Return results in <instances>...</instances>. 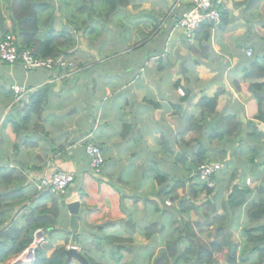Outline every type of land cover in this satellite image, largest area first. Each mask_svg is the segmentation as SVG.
Segmentation results:
<instances>
[{
  "label": "crops",
  "instance_id": "1",
  "mask_svg": "<svg viewBox=\"0 0 264 264\" xmlns=\"http://www.w3.org/2000/svg\"><path fill=\"white\" fill-rule=\"evenodd\" d=\"M127 4L129 13L136 16L133 18L150 32L135 49L101 54V44L97 52L89 48L87 54H80L86 39L76 38L71 59L77 67L70 71L28 73L20 66L0 62V169L18 170L21 178L18 183L0 184V196L18 193L0 202V211L8 209L0 217V248L5 245L4 237L9 240L13 231L25 226L28 215L38 210L46 211L41 219L48 215L49 228L39 229L41 233L33 242L35 252L44 246L45 256L50 257L65 240L68 248L76 246L72 241L76 235L80 244L96 249L87 253L95 264H152L164 251L167 238L178 236L176 228L186 221L176 204L164 206L158 195L160 187L153 180L157 172L183 176V165L177 163L179 155H190L198 143L205 144L211 154L224 141L221 149L227 150V155L220 160L223 154H213L214 163L222 168L213 177L215 187L208 188L214 190L211 200L219 201L216 214L232 186L243 185V175L252 179L251 187L264 180V156L260 157L264 147L258 155L252 154L255 161L249 159V167H254L258 175L255 182L251 173L242 171L246 166L235 159V148L230 152L233 136L220 140L212 139L203 130L199 134L184 130L191 117L199 119L203 129H217L220 118L234 115L243 124V132L235 133V143L238 137L241 143L264 141V123L255 120L259 110L264 112V0H223L220 10L227 13V22L212 27L202 45L199 39L188 41L177 25L178 18L191 8V0H141L134 7L128 1ZM175 5L176 14L166 21V33L158 38V27L151 29L162 23ZM145 12L152 15L155 26L144 25ZM1 15L5 27L0 29L11 33L9 13L2 9ZM55 18L60 20L61 16L56 13L51 22L54 34L72 32V25H61ZM115 18L108 17L106 25ZM248 50L252 57L246 56ZM58 78L64 81L58 84ZM18 86L31 91L29 97L44 87L49 89L46 104L38 109L28 129L21 126L27 104L16 103L11 91ZM178 89L184 91V97L177 93ZM215 97V113H201L200 101ZM248 122L255 126V134L246 130ZM89 143L99 147L105 158L99 179L92 176L85 154ZM58 171L74 175L71 187L63 195L38 194L39 180ZM231 175L235 177L231 179ZM168 186L172 187L173 181ZM85 187L90 189L86 195ZM186 187L176 194L183 197L180 195L188 193ZM252 191L253 194L255 190ZM206 198L202 193L198 201L203 203ZM70 200L80 202L78 234L70 228ZM246 209L241 207L231 220L233 229H240L239 242L235 244L238 252L245 246L241 234L247 226ZM148 229L150 237L146 236ZM206 229L198 230L201 237L195 233L199 242H217L215 235L211 242L205 241ZM83 239L92 242L85 243ZM136 254L139 260L127 257ZM14 259L0 264H11Z\"/></svg>",
  "mask_w": 264,
  "mask_h": 264
},
{
  "label": "trees",
  "instance_id": "2",
  "mask_svg": "<svg viewBox=\"0 0 264 264\" xmlns=\"http://www.w3.org/2000/svg\"><path fill=\"white\" fill-rule=\"evenodd\" d=\"M49 0H0V28L5 27V19L1 15L2 9L9 13V19L13 23L11 34L14 35L18 40L17 46L21 50H29L36 58L40 59H52L57 60L62 58L64 63L63 66L54 68L49 72H60L61 70L70 71L71 68L68 64H74L71 60L72 52L77 47L76 38H85L94 35L97 36L101 33L98 28H103L106 24L108 17H114L119 11L121 6L127 7V0H77L76 2L80 5L77 12L83 14L89 12L88 16L80 21H74L70 19V16L66 17L68 21L72 23V32L68 30H62L58 34H54L51 22L54 19L52 12V6L48 3ZM105 9V10H104ZM79 15V14H78ZM227 13L221 11L220 23L226 24ZM98 18L99 24L95 21ZM115 18V17H114ZM111 25H114L115 22ZM215 24L212 22L203 23L194 33L195 40L199 39V45L203 41L208 40V32L214 27ZM0 29V30H1ZM41 29L43 31H41ZM155 28H152L153 31ZM2 34L5 35L8 31L1 30ZM46 31V32H45ZM44 37L41 34H44ZM150 34V32H148ZM147 34V37L148 35ZM146 37V38H147ZM148 39V38H147ZM144 40L143 43L147 41ZM202 45V44H201ZM76 66V65H75ZM77 67V66H76ZM47 71V70H45ZM63 72V73H64ZM64 81V80H63ZM49 89L44 87L37 91V93L31 98L29 104H27L25 111L22 112L23 119L21 120V126L26 125L27 129L33 120V116L37 114L38 109H41L43 105L46 104L47 95ZM217 104V97L208 99L204 98L200 101L199 110L204 115L210 116L215 113V108ZM255 120L264 123V112L258 111ZM218 128L214 129L205 127L203 129L202 122L195 117H191L185 127V133L190 131L199 134L203 131L207 132L212 139H227L231 138L232 141L229 142L231 147L235 143V133L241 134L243 132V124L238 121L234 115H227L219 119L217 124ZM246 130L251 132V134L256 133V128L252 122H248ZM16 133L18 131H15ZM200 142V139L197 140ZM242 142V138H237L238 144ZM34 145L33 143H29ZM224 146V141H223ZM220 144V145H222ZM205 144H196V149L190 152V155H179L177 157V163L183 165L184 170H190L191 173L197 175V180L199 183L192 182L189 180L185 174L180 180L179 176H170L168 174L157 172L153 176V180L160 187L159 198L161 202L170 201L172 205L176 204L179 209L181 216L186 218H191L190 215L198 216L200 218L204 217L206 226H214L219 222V227L216 230L215 238L217 242L215 243H205L199 242V238L196 234L185 227L183 231H180L179 235L173 239H170L162 251L155 258L152 264H219L216 261L215 255L223 253L226 251L225 261L223 264H242L244 259H251L252 264H264V180L262 182L258 181V175H253V179L257 182L253 187L246 186V179L243 175L242 186L233 185L229 191L226 199L221 203V209L226 212L225 214L235 215L239 212L241 207L247 206L246 217L247 226L242 229V239L244 243V249L242 252H238L237 246L231 241L230 236L226 230V227L222 225L225 222V216L216 214L217 208L213 200L207 199L206 201H198L199 195L205 193L207 198L211 197L214 190L206 188L205 184L198 178L197 171L200 166L205 165V163H214L213 154H223L220 160L225 157L227 150L217 149L213 153L206 151ZM241 150V148H240ZM232 150H230L231 152ZM252 154L258 155V152L251 149ZM243 157L250 156L251 160L252 154L249 152L242 153ZM225 159V158H224ZM222 165V164H221ZM18 171V170H16ZM14 169L3 168L0 169V184L8 183H18L21 178L19 173H16ZM191 176H189L190 178ZM235 177L231 175V179ZM214 183L216 179L212 177ZM173 181V186L169 187L168 183ZM188 184V188L186 184ZM188 189V193L179 197L176 191L179 189ZM255 192L252 194V190ZM18 193H14L11 196H0V202L8 197H15ZM211 201V202H210ZM205 206L212 211L215 216H207L205 211ZM166 207V206H165ZM203 207V208H202ZM204 210V211H202ZM8 209H3L0 211V217H4ZM43 212L34 210L29 215L25 226L22 229L13 231L11 237L8 240L5 236V245L0 248V263H4L12 258H17L20 256L29 246L32 244L34 239V234L37 230L41 229L43 231L48 230L47 226L48 215L41 219ZM203 213V214H202ZM8 217V215H7ZM6 217V218H7ZM156 227L157 231H162L163 228H158L157 225H152ZM182 226V225H181ZM201 227V226H198ZM103 229L100 228V231ZM156 232H152L155 234ZM150 229H148L146 236L150 237ZM7 241V242H6ZM73 242L76 243V247L79 248L81 253L86 257L89 264H95L94 260L87 255L90 251V245L80 244L78 242V236L74 235ZM68 241L59 247H56L50 257L45 256L46 247L40 246L35 252V262L34 264H65L66 255L65 250L67 249ZM87 250V253L84 252Z\"/></svg>",
  "mask_w": 264,
  "mask_h": 264
},
{
  "label": "rangeland",
  "instance_id": "3",
  "mask_svg": "<svg viewBox=\"0 0 264 264\" xmlns=\"http://www.w3.org/2000/svg\"><path fill=\"white\" fill-rule=\"evenodd\" d=\"M77 0H49V4H51L52 6V12L49 13H53V15L55 16V14L57 13V15H60L61 18L60 20L55 18V22L61 23V25H64L66 27H69L70 25H72V23L70 21H68V19L66 17L70 16L71 20L74 21H80L81 19H84L85 17L88 16L89 12H85L83 14L77 12V9L80 7L81 4H83L84 2H82L80 5H78V3L76 2ZM89 2V0H87ZM128 2L131 3V6L134 7L137 4H139V2L141 0H127ZM159 1H164V0H159ZM120 8V12H118L114 17H116L114 19L115 25H106L103 28H98L97 30H101V33H99L97 36L92 35L91 37H88L84 42H85V47H80V54H87V51L89 50V48H94L96 50V52L98 51V45H101L99 52L102 54H115V53H120L122 52L125 48L129 47L130 49H135L137 44L141 43V40L147 37L148 31H146L144 28H142L140 26V24L138 23V21L133 18L136 17L134 16V13H129L131 12L127 7L125 8L122 5ZM105 10V9H104ZM79 14V15H78ZM147 16V20H145L144 25L149 28L151 25L155 26V24H153L152 22V15H150L149 13H144ZM176 14V12H175ZM64 17V19L62 18ZM59 20V21H58ZM119 21L118 24L116 23V21ZM95 21H97V23L99 24V19L95 18ZM101 23V22H100ZM167 26V24H166ZM166 26H162L161 23H158L157 26L155 27V29H158L159 32V37L161 38L166 32H165V27ZM67 29V28H65ZM45 34V33H44ZM104 41V43H103ZM157 41H160L157 40ZM143 43V42H142ZM75 65L76 63L74 62V60H71ZM166 85H161L160 87H164ZM257 139V138H256ZM215 148H218V146L216 145V141L213 142ZM223 145V144H222ZM222 145L219 146V150L221 149ZM192 146V144H191ZM196 146V145H194ZM225 146V144H224ZM230 147V146H229ZM264 147V141L262 140H255L252 142H246V143H234L231 147L230 150H233L235 148V151L233 150V153L235 155V159L240 160L241 163L245 164L246 169H241L242 171H244L245 173H251L252 175H255V168H250L249 167V159L250 156H246L243 157L242 153L245 152H249L250 154H252L251 149L253 148V150H255L256 152L261 151L262 148ZM240 148L242 149V151L240 152ZM240 152V153H239ZM259 154V153H258ZM264 156V153L260 155V157ZM256 160V158H254V161ZM233 163L235 164V161H233ZM185 171V176L191 180L192 182H196L199 183L197 180V175H195L194 173H191L190 170H184ZM172 175H176V174H172ZM180 180L182 179V175L178 174ZM189 176H191L189 178ZM199 178V177H198ZM224 183L226 182V180L223 181ZM74 183V182H73ZM72 183V184H73ZM252 179L251 182L248 184V182L246 181V186L251 187L252 186ZM71 184V185H72ZM71 185L69 186V188L71 187ZM90 191V189H87V187H85L83 189L84 194L86 195V193H88ZM90 193V192H89ZM187 193H183V195L181 194L180 196H184ZM225 195V193L223 194V196ZM85 197V196H84ZM201 197V196H200ZM211 197L206 198L203 201H206L207 199L210 200ZM122 201V199H121ZM211 202V201H210ZM211 203H216V206L218 204L219 207V201L218 202H211ZM169 208V207H167ZM203 208V207H202ZM209 208H207L205 206V211L207 213V216H215V214H213L212 211L208 210ZM219 209V208H218ZM204 211V210H202ZM226 212H224L222 209L221 211H219L217 213L218 216L220 215H224L226 217L225 222L222 223V225H224L226 227V230L229 229L230 232V239L231 241L236 244L239 242V238L238 237V231H240V229L235 230L233 229V227L231 226V220H232V216L231 214H225ZM203 214V213H202ZM169 218L167 219V224L169 223ZM164 223V222H162ZM219 222L216 223L214 226H206V222H205V218L202 217H198V216H193L191 215L190 221H188L186 219V221L181 224L182 226L177 227L176 230L183 231L186 228H188L189 230L193 231L194 233H196L199 237H201V234L198 232V230H203L205 228V241L206 242H211L214 238V235L216 233V230L219 227ZM153 225V224H152ZM197 225H202L201 228H197ZM228 232V231H227ZM178 233V232H177ZM203 236V235H202ZM175 237V234H173L172 236H170L169 238H167L166 243ZM83 241L85 243H90L92 242V240L87 241V239H83ZM165 243V244H166ZM96 251V249L92 248L90 249V252H94ZM85 253H87V250H84ZM88 255V254H87ZM225 255H226V251H223V253L215 255L216 261L219 264H223L225 261ZM127 257L131 260L137 259L139 260L138 255H132V256H128ZM245 261H243L244 263L242 264H252L253 261L251 259H244Z\"/></svg>",
  "mask_w": 264,
  "mask_h": 264
},
{
  "label": "built area",
  "instance_id": "4",
  "mask_svg": "<svg viewBox=\"0 0 264 264\" xmlns=\"http://www.w3.org/2000/svg\"><path fill=\"white\" fill-rule=\"evenodd\" d=\"M223 0H191V8L184 12L180 19L178 18V27L183 31L188 41L194 39V33L203 24L212 22L215 25L220 23L221 10ZM178 5L173 6L167 17L162 21L161 25L166 26V21L175 15ZM247 57H252V51L246 52ZM0 61L8 65H20L25 71H40V70H53L54 68L62 67L64 63L62 58L57 60L52 59H40L36 58L31 51L21 50L16 45V40L13 36L7 35L0 42ZM65 65V63H64ZM73 69V64H68ZM16 95L21 96L24 94V89L21 87L13 88ZM178 94L184 96L182 89H178ZM85 154L90 160V171L95 178H101L103 174V167L105 164V158L99 147L93 144H87L85 146ZM219 164H205L199 167L198 176L201 182L205 184L207 188H214L215 183L212 177L217 175L221 171ZM248 184L251 182L246 179ZM74 182V175L58 171L41 178L37 184V191L44 193L49 192L54 196L64 194L69 186ZM165 205L170 207L171 202L165 201Z\"/></svg>",
  "mask_w": 264,
  "mask_h": 264
},
{
  "label": "clouds",
  "instance_id": "5",
  "mask_svg": "<svg viewBox=\"0 0 264 264\" xmlns=\"http://www.w3.org/2000/svg\"><path fill=\"white\" fill-rule=\"evenodd\" d=\"M7 35H10V36H13L14 38H15V40H16V45H17V43H19V40L14 36V35H12L11 33H7V34H5V35H3L2 33H0V42H1V40H3ZM1 62V61H0ZM3 65H7V66H20V65H18V64H15V65H8V64H6V63H3V62H1ZM21 67V66H20ZM22 68V67H21ZM23 69V68H22ZM73 69H76V66H75V64H73ZM24 70V69H23ZM71 70H72V68H71ZM25 71V70H24ZM40 71H45V70H40ZM25 72H27V71H25ZM32 72H38V71H32ZM28 73H30V72H28ZM57 81H58V84H60L61 83V81H63V79L62 78H58L57 79ZM18 87H20V86H18ZM21 88H23V87H21ZM24 89V94H22L21 96H19V94L18 95H16L15 94V92L13 91V89H11V91L13 92V94H14V101L17 103V102H20V101H24L26 104H29V102H30V100H31V98L37 93H34V94H32L30 97H29V95L31 94V91H29V90H27V89H25V88H23ZM184 92V91H183ZM177 93H178V91H177ZM184 96H185V93H184ZM184 96H181V97H184ZM90 144H92V143H90ZM215 164V163H214ZM201 167V166H200ZM198 172V171H197ZM41 180V179H40ZM40 180H39V182H40ZM38 182V183H39ZM245 183H246V181H245ZM36 190H37V185H36ZM67 191V190H66ZM37 193L38 194H40V195H44L45 193H49V192H44V193H41V192H38L37 191ZM61 195H63V194H61ZM49 196H54L53 194H51V193H49ZM166 206V205H165ZM168 207V206H167ZM170 207H172V204H171V206ZM39 233H41L40 232V230H38L36 233H35V236H34V239H33V242H36V239H35V237H37L38 235H39ZM33 242H32V244L29 246V248L28 249H26L20 256H18L17 258H15L14 259V262H12L11 264H14L15 262H17V261H22L23 263L22 264H34V262H35V249H36V245L35 244H33ZM34 245H35V247H34ZM69 248H75V249H77L79 252H80V250H79V248L78 247H76V246H70ZM68 248V246H67V249H69ZM66 249V250H67ZM81 253V252H80ZM82 254V253H81Z\"/></svg>",
  "mask_w": 264,
  "mask_h": 264
},
{
  "label": "water",
  "instance_id": "6",
  "mask_svg": "<svg viewBox=\"0 0 264 264\" xmlns=\"http://www.w3.org/2000/svg\"><path fill=\"white\" fill-rule=\"evenodd\" d=\"M67 209L70 214V228L73 234H78L79 232V210H80V202L79 201H67ZM66 262L65 264H71L73 261L77 264H89L86 257L81 254L75 248H69L65 250ZM23 262L17 261L14 264H22Z\"/></svg>",
  "mask_w": 264,
  "mask_h": 264
}]
</instances>
